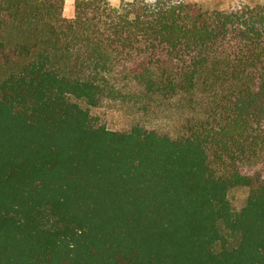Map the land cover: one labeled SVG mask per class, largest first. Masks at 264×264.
Segmentation results:
<instances>
[{"label": "trees", "instance_id": "1", "mask_svg": "<svg viewBox=\"0 0 264 264\" xmlns=\"http://www.w3.org/2000/svg\"><path fill=\"white\" fill-rule=\"evenodd\" d=\"M64 2L0 0V264H264V178L236 165L264 169V2ZM117 58L221 117L178 138L96 124Z\"/></svg>", "mask_w": 264, "mask_h": 264}, {"label": "rangeland", "instance_id": "2", "mask_svg": "<svg viewBox=\"0 0 264 264\" xmlns=\"http://www.w3.org/2000/svg\"><path fill=\"white\" fill-rule=\"evenodd\" d=\"M120 1L109 0L114 6ZM187 1L196 3L203 10L234 9L240 5L253 6L264 2V0ZM72 12L73 0H65L63 16L67 18L70 14L72 15ZM127 67L128 65L123 62L122 58H117L113 61L109 72L105 74L103 91L98 98L97 105L90 110L96 124L112 131H125L139 126L178 138L195 129L199 124V119L208 120L210 123L212 112L216 119L221 117L218 107L214 105V109L210 108V93L190 94L188 91L177 89L169 93L151 94L142 84L134 80ZM208 152L218 157L213 159L217 171L227 172L231 169V152L219 153L216 149L210 150V146ZM236 165L245 172L259 174L260 179L264 178V169L257 162L247 165L237 162ZM255 187L256 185L239 187L229 192L228 199L234 211H238L244 205Z\"/></svg>", "mask_w": 264, "mask_h": 264}, {"label": "crops", "instance_id": "3", "mask_svg": "<svg viewBox=\"0 0 264 264\" xmlns=\"http://www.w3.org/2000/svg\"><path fill=\"white\" fill-rule=\"evenodd\" d=\"M72 15H73V12H72ZM72 15L70 14L69 16H67V18H71V17H72Z\"/></svg>", "mask_w": 264, "mask_h": 264}]
</instances>
